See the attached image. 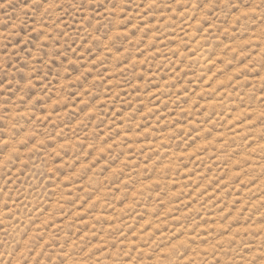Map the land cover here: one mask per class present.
<instances>
[{"label":"rangeland","instance_id":"1","mask_svg":"<svg viewBox=\"0 0 264 264\" xmlns=\"http://www.w3.org/2000/svg\"><path fill=\"white\" fill-rule=\"evenodd\" d=\"M0 264H264V0H0Z\"/></svg>","mask_w":264,"mask_h":264}]
</instances>
